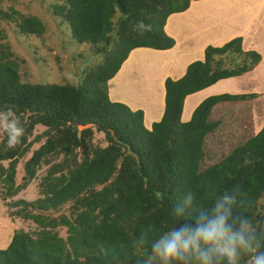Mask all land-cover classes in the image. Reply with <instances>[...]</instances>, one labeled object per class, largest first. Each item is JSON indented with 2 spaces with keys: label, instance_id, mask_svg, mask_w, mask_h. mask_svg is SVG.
<instances>
[{
  "label": "trees",
  "instance_id": "16d2710c",
  "mask_svg": "<svg viewBox=\"0 0 264 264\" xmlns=\"http://www.w3.org/2000/svg\"><path fill=\"white\" fill-rule=\"evenodd\" d=\"M191 1L195 0H64L53 4V14L67 24L72 39L102 44L103 58L81 72L77 86L74 82L22 81L15 63L0 57V114L11 109L24 129L14 148L7 146L5 129L0 140V182L5 194L13 196L26 188L41 164L60 156L42 178L40 196L13 202L18 207L8 215L32 220L38 229H16L9 244L0 248V264H139L151 239L191 219L172 215L188 191L195 196L194 208L209 207L218 195L239 186L248 206L235 208L234 213L245 214L258 229L264 227V209L258 204L264 195V123L220 160L201 168L205 138L220 124L211 116L213 107L258 94H212L194 107L188 120L182 119L190 94L260 64V54L243 50L240 36L221 46L207 45L203 59L188 63L181 77L167 76L162 116L149 127L143 109L111 99L109 82L130 54L136 49L164 50L174 45L165 22L169 15L186 10ZM15 14L0 9V20L14 19L23 34L43 33L39 18L16 20ZM141 20L152 25L151 32L140 35L134 30ZM228 54L242 59L226 66L221 57L216 58ZM37 125L45 127L41 132L45 139L25 160L23 181L16 184V164L41 137L36 134L30 139ZM95 131L104 134L105 146L92 143ZM3 161H8L6 166ZM69 201H73L69 216L44 213ZM59 226L66 228L65 237L57 231ZM149 226L153 232L141 246L137 238ZM247 259L243 257L241 264H247Z\"/></svg>",
  "mask_w": 264,
  "mask_h": 264
},
{
  "label": "rangeland",
  "instance_id": "374dc122",
  "mask_svg": "<svg viewBox=\"0 0 264 264\" xmlns=\"http://www.w3.org/2000/svg\"><path fill=\"white\" fill-rule=\"evenodd\" d=\"M63 1L64 0H0V9L5 12H11V10L16 12L17 14L14 15L16 20H20L21 16H35L40 19L44 26L43 33L39 35L23 34L19 32L14 19L4 18L0 20V29L3 35L0 38V57L3 55L4 59L15 63L22 81L29 83H73L75 79L78 78L79 68L83 62L87 61L91 56H96V58L90 64L103 58V51H100L102 44L93 45L89 43H78L71 38L67 24L57 15L53 14L51 6L56 3H62ZM237 2V5H239L237 8L234 6L226 8L222 5L219 10H216L215 14H213V12L210 15V19L213 20L214 18H212V15L217 17H222L223 15V17H225L224 13L226 12L237 15L232 16L231 19L227 18V22H224L220 27L221 30L225 29V24L238 20L244 22L245 20L249 21L254 18L256 21L264 23V8H259L257 11L253 10L251 13L247 9L242 12L245 13L243 15L240 12V7L247 3V0L245 2L237 0ZM240 14H242L243 19L238 18L241 16ZM117 17L118 13L114 17V20H116ZM207 22L208 20L206 23ZM262 27L264 28V24H262ZM227 33L228 35L229 33L231 34L229 31ZM262 35L264 37V34ZM225 36V34H222V39L225 38ZM263 47L261 49H263ZM98 52L99 54H96ZM152 52L153 55L150 53L151 56H143L144 58H137L136 51H134L132 55L130 54L129 60L123 64L120 69L121 72L119 71L120 73L118 72L115 78L109 82L108 87L112 98L126 102L131 107L143 106L146 113L145 117L147 118L146 124L159 113L160 101L157 98L160 83L159 75L160 73L169 71L167 69L168 67L164 65L166 61L170 60L164 52ZM197 55L198 53L194 52L188 58ZM263 55L264 51L262 50V58ZM220 57L226 66H232L234 60L237 62L242 59L241 57L236 58L235 54L216 56V58ZM158 69L160 72H158ZM258 72L256 67L251 75L244 77V82L240 79L238 83L223 81L220 83L221 89H234L233 87L239 84L243 86L244 83L255 80V84L257 83L255 88L262 91L261 86L258 85L259 82H264V79L262 80L258 77ZM211 90L217 91L216 88H212ZM262 92H264V90ZM199 94L200 93L189 97L185 102V116L191 111L193 105L200 100ZM262 94L264 95V93ZM202 95L201 97H203ZM196 99L197 101L191 106V103ZM263 99V97L259 99L262 105L264 104ZM247 106L245 103L232 104L226 102V104L220 107L216 106L213 109L211 116L219 118L221 123L215 130L207 134L205 138V155L201 161V168H205L220 160L234 146L242 143L255 131L259 118H255L254 120V116L251 115L249 112L250 108ZM189 108L190 110H188ZM3 123V120L0 119V140L4 131ZM44 129V126L37 125L30 139L36 134H41ZM40 136L41 137L32 144L25 156L20 158L16 164V184H21L23 181L22 177L24 175L25 160L31 155L32 150L37 148L44 141L45 135L41 134ZM92 143L100 146H105L107 144L104 139V134L98 131L94 132ZM59 159L60 156L50 158V164ZM7 162L8 161H3V165L6 166ZM50 164H41L36 171L35 177L28 183L26 188L19 190L13 196L5 194V187L3 183L0 182V248H5L9 244L12 234L16 229H23L29 232L38 229V226L32 220L9 216L8 214L18 207L13 204L15 200L21 198L30 201L40 196V183ZM258 204L264 209V195L259 198ZM72 205L73 201H69L56 210H49L44 213L50 216H69ZM56 229L61 236H66V228L64 226H59Z\"/></svg>",
  "mask_w": 264,
  "mask_h": 264
},
{
  "label": "clouds",
  "instance_id": "9594fccd",
  "mask_svg": "<svg viewBox=\"0 0 264 264\" xmlns=\"http://www.w3.org/2000/svg\"><path fill=\"white\" fill-rule=\"evenodd\" d=\"M134 30L140 35L152 31V25L138 21ZM0 119L7 135V146L14 148L23 136V127L11 109ZM193 192L184 193L172 209V215L186 222L151 239L150 248L139 264H264V227L256 228L243 213L235 214V208L248 206L239 186L218 195L209 207L194 208ZM153 229L144 228L137 243L143 246L149 241Z\"/></svg>",
  "mask_w": 264,
  "mask_h": 264
},
{
  "label": "crops",
  "instance_id": "0c3cea01",
  "mask_svg": "<svg viewBox=\"0 0 264 264\" xmlns=\"http://www.w3.org/2000/svg\"><path fill=\"white\" fill-rule=\"evenodd\" d=\"M246 0H242V2H245ZM218 3V4H217ZM237 0H195L191 1L190 6L182 11V12H177L169 15L165 22L164 29L166 33L173 37L175 43L174 45L169 48V49H164V50H158V49H152V48H146V49H136V55L137 58L143 57V56H151L153 55V52H164L166 53V56L168 61L165 62L166 67L169 71H165L163 73H160L159 75V89L157 93V98L160 101V110L158 115L153 117L147 124L146 126H150L153 121H157L161 118L163 110H164V95H165V87H164V80L167 76L177 79L181 77L185 69L188 65L193 60L196 59H203L204 57V49L207 45H213V46H221L225 42L229 41L230 39L240 36L242 38V48L243 50H254L257 51L261 57H262V50L264 51V44L263 40L264 37L262 34H264V28L262 27L263 22L256 21L254 18L248 20H245L244 22L235 21L232 23H227L225 24V29L221 30L220 27L224 22H227V18L231 19L232 16H237V15H232L230 12V15L228 12L224 13L225 17H220V16H214L212 15L213 19H210V15L213 13H216V10H219L222 5L225 6L226 8L230 6H234L237 8L239 5H237ZM244 6V7H242ZM259 8H264V0H247V3L241 5L240 7V12H244L245 10L248 9V11L251 13V11L259 10ZM229 11V10H227ZM243 15L245 13H242ZM242 14L241 16L238 17L240 19H243ZM214 16V17H213ZM250 16V15H249ZM201 17V19H200ZM177 19V20H176ZM225 19V20H224ZM208 22L206 23V21ZM213 20V21H212ZM179 21V23H178ZM230 22V21H229ZM201 26V27H199ZM231 32V34L227 32ZM222 34H225V38L222 39ZM257 39V40H256ZM263 47V49H261ZM143 48V47H140ZM151 50V51H150ZM197 52L198 55L194 56L192 58H188L191 56L192 53ZM151 53V54H150ZM133 54V53H132ZM144 58V57H143ZM260 62V61H259ZM264 55L262 58V61L260 64L257 66V71L258 77H260L262 80L264 79ZM256 67V66H255ZM255 67L252 69V71H249L247 73H244L240 76L237 77H230L226 79H221L217 81L215 84L206 87L200 91H197L193 94H190L189 96L196 95L200 93L198 96H200V100L197 101L194 100L193 103H191V106L193 105V108L191 111L184 116V109H185V102H184V107H183V113H182V119L183 120H188L192 110L194 107L205 97L212 95V94H218L222 92H231V93H247V92H256L258 94L257 97L248 99V100H242V101H236V102H231V101H223L217 103L214 107L216 106H222L226 104V102H230L232 104H240V103H245L247 107L250 108V113L251 115L254 116L255 118H259L257 121V127L253 133H255L261 125L264 123V104L259 101L261 97L264 98V95L262 93L264 90V82H259L258 86H261V90H258L255 88V80H251L248 83H244L243 86L237 85L233 87L234 89H221L220 83L223 81H230V83H238L240 80L243 81L244 77L251 75L253 73ZM173 71V72H172ZM176 71V72H175ZM158 72L160 70L158 69ZM175 72V73H174ZM241 81V82H242ZM244 82V81H243ZM243 84V83H242ZM220 87V88H219ZM212 88H216L217 91L211 90ZM205 94H204V93ZM262 92V93H261ZM204 94V95H202ZM262 94V95H261ZM201 95L203 97H201ZM260 95V96H259ZM113 100H116L114 98H111ZM264 102V99H263ZM131 107V106H130ZM213 107V109H214ZM132 109H137L141 108L144 110V117H145V108L143 106H138V107H131ZM190 108L188 110H190ZM212 109V111H213ZM212 114V113H211ZM213 119L219 120V118L212 117ZM147 119V118H146ZM259 122V123H258ZM221 123V122H220ZM220 125V124H219ZM218 125V126H219ZM217 126V127H218ZM252 133V134H253ZM11 240V239H10Z\"/></svg>",
  "mask_w": 264,
  "mask_h": 264
},
{
  "label": "water",
  "instance_id": "95a60500",
  "mask_svg": "<svg viewBox=\"0 0 264 264\" xmlns=\"http://www.w3.org/2000/svg\"><path fill=\"white\" fill-rule=\"evenodd\" d=\"M96 58V56H91L87 61L83 62L79 68V73H78V76L81 74L82 70L87 66L89 65L90 63H92V61ZM77 76V77H78ZM78 81H79V77L75 79L74 83L75 85L77 86L78 84Z\"/></svg>",
  "mask_w": 264,
  "mask_h": 264
}]
</instances>
